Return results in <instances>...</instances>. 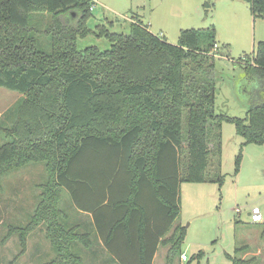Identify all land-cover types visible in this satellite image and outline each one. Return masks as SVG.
I'll list each match as a JSON object with an SVG mask.
<instances>
[{"label":"trees","instance_id":"1","mask_svg":"<svg viewBox=\"0 0 264 264\" xmlns=\"http://www.w3.org/2000/svg\"><path fill=\"white\" fill-rule=\"evenodd\" d=\"M242 1L255 18L264 17V0ZM91 5L0 0V87L28 95L4 129L9 139L0 145V175L46 163L49 179L27 230L46 222L55 264H83L74 245L91 248L98 241L116 264H154L159 247L169 245L173 264L186 236V227L176 226L181 184L223 182V122L236 125L243 145H264V41L246 55L248 62H236L260 83L259 94L244 118L230 117L216 111L215 28L183 29L177 43L139 18L129 33L103 27L97 33L88 26ZM93 33L111 47L80 48L79 39ZM63 190L90 216L94 242L78 225L59 221L67 217Z\"/></svg>","mask_w":264,"mask_h":264},{"label":"rangeland","instance_id":"2","mask_svg":"<svg viewBox=\"0 0 264 264\" xmlns=\"http://www.w3.org/2000/svg\"><path fill=\"white\" fill-rule=\"evenodd\" d=\"M95 4L88 20L90 29L98 27L110 32L129 33L131 23L138 18L154 34H163L168 42L177 43L180 32L189 28H215L219 54L216 56V111L230 117L246 116L248 107L262 87L250 80L245 68L236 63L254 53L264 41V17H254L248 3L242 0H91ZM227 45L228 47H223ZM111 47V42L95 33L79 39V47ZM221 53V54H220ZM28 95L0 87V145L9 138L5 128L17 119L15 107ZM236 125H222L221 173L223 182L181 184V212L177 225L186 227L181 245L187 260L177 255L173 264H232L230 256L264 264V223L251 224L249 205H259L264 214V145H243ZM242 154L239 171L235 161ZM217 159L214 160V168ZM45 162H28L0 175V264H55L58 255L48 237L45 221L33 222L43 200L48 181ZM61 209L66 218H59L71 227L80 221L81 232L90 233L93 242L96 232L89 229L91 218L79 212L67 190H63ZM243 208L241 213L236 208ZM86 228H88L86 230ZM27 230V231H26ZM24 234V239H22ZM170 236V233L167 235ZM24 240V241H23ZM169 245H161L154 264H168ZM81 256L83 264H116L100 241L91 248L76 243L72 249ZM202 252L200 259L193 255Z\"/></svg>","mask_w":264,"mask_h":264},{"label":"built area","instance_id":"3","mask_svg":"<svg viewBox=\"0 0 264 264\" xmlns=\"http://www.w3.org/2000/svg\"><path fill=\"white\" fill-rule=\"evenodd\" d=\"M95 8V4H92L91 5V10L93 11ZM149 26V24L147 25ZM160 36L162 37L163 34L161 33ZM236 212L237 213H241L243 208L241 207H237L236 209ZM248 216H249V220L252 222V223H261V222H264V214H263V211H262V208L259 206V205H249L248 206ZM181 258L183 260H187L188 257L185 253H183L181 255Z\"/></svg>","mask_w":264,"mask_h":264},{"label":"crops","instance_id":"4","mask_svg":"<svg viewBox=\"0 0 264 264\" xmlns=\"http://www.w3.org/2000/svg\"><path fill=\"white\" fill-rule=\"evenodd\" d=\"M164 36V35H163ZM88 215V214H87ZM247 216H248V212H247ZM248 219H249V216H248ZM249 222L251 223V224H261V223H252L250 220H249ZM264 223V222H263ZM82 223L80 222V221H78L77 220V222H75L73 225H78L79 226V228H81L82 227V225H81ZM157 255V254H156ZM155 258H156V256H155Z\"/></svg>","mask_w":264,"mask_h":264}]
</instances>
